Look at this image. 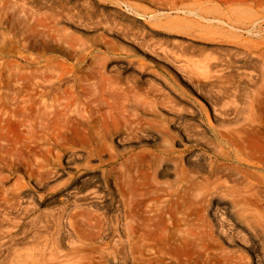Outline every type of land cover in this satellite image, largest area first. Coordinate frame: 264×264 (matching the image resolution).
<instances>
[{
    "label": "rangeland",
    "instance_id": "374dc122",
    "mask_svg": "<svg viewBox=\"0 0 264 264\" xmlns=\"http://www.w3.org/2000/svg\"><path fill=\"white\" fill-rule=\"evenodd\" d=\"M30 72L82 124L1 170L0 264H264V0H0V83Z\"/></svg>",
    "mask_w": 264,
    "mask_h": 264
},
{
    "label": "bare ground",
    "instance_id": "6f19581e",
    "mask_svg": "<svg viewBox=\"0 0 264 264\" xmlns=\"http://www.w3.org/2000/svg\"><path fill=\"white\" fill-rule=\"evenodd\" d=\"M63 77H64L63 73H61V74L60 73L59 74L54 73V75H52V76H49V75L44 74V73H41V74L33 73V72L19 73V74L9 75V78H11L14 81V84L10 85V84L0 83V90L3 88V89H7L8 91L13 89V91H14V97L13 98H10L8 96H7V98H5V97H3V95L0 96V100H1V104H0V182H2L4 180V178L2 177V174H1V172H2L1 170L6 168V167L12 166L13 163L15 162V160L24 159V152H32V153L44 152V153H48V154L50 153L51 154L54 151V149L56 148L59 140L71 139L76 132V127L78 125L82 124L81 119H74L73 118L74 114L72 113V111H73L72 107H73V102L75 99L73 98V95L71 94L72 92L70 93L66 90L63 92H60V88L56 87L57 85H63V84H61V83H63V80H64ZM84 103L85 102H83V104ZM81 104H82V102H81ZM83 104L81 105V107H83ZM92 104H94V103H92ZM85 111H86V109H85ZM79 112H80V110H79ZM77 114L78 113H76V115ZM103 119L106 123H109L110 120H112V122H114L115 124L120 123V119H105V117ZM110 125H111V123H110ZM116 127H118V126H116ZM235 132H233V133H235ZM233 133L221 135L222 142L226 143L229 146L230 145L231 146L236 145V140L234 138ZM13 134H14V137H12ZM1 144H2V146H1ZM171 150H173V149H171ZM222 153L224 154L225 151ZM222 156H224V155H222ZM215 160L220 161L221 156H216ZM224 160H229V159H224ZM216 161L211 162V165H210V171H212L213 175L217 174L219 172V170L222 168V166L221 167L220 166L215 167ZM161 162H163V161H161ZM215 176H217V175H215ZM174 189L171 188V191H173ZM175 190H177V189H175ZM248 190L249 189H246V191H248ZM252 193L255 194V192H252ZM249 194H251V193H249ZM252 196L253 195H251V197ZM193 203L194 202L192 201V204ZM249 203H248V205H249ZM253 204H255V202ZM244 205L246 207L247 204H244ZM192 208H194V207H191V209ZM185 210H186V208H184V210H182V211L176 210L173 214H174V216L179 215V216H182L184 218L190 212V210H189V212H187ZM255 210H256V208H255ZM187 217H188V215H187ZM183 222H185V221H183ZM149 224L151 225V222ZM149 224H148V226H149ZM152 227H153V225H152ZM206 227H207V225H206ZM149 228H150V226H149ZM150 230H151V228H150ZM140 231H141V229H140ZM179 232H180V230H179ZM140 233L144 234L143 232H140ZM153 233H154V229H153ZM149 235H150V233H149ZM180 235L182 236L181 233H180ZM180 235L178 233V236H180ZM187 235H189V234H187ZM140 237H142V236H140ZM161 238H163V237H161ZM156 240H157V238H156ZM160 240L165 241L164 239H160ZM190 241H191V238H190ZM214 241H216V240H214ZM156 243L157 242L154 243L155 245L152 244L151 242L148 245H146V243H144L142 249H145L147 247V248H150L151 250L159 251L161 254L168 255V251H165L163 249V246L160 245L159 240H158L159 244L157 243L158 245H156ZM176 243H178V242H176ZM195 243H197V242H195ZM138 244L140 245L139 242H138ZM193 245H195V244H193ZM140 247H142V244ZM140 247H138V248H140ZM165 247H167V246L165 245ZM200 248H202V247H200ZM167 249H168V247H167ZM193 251H194V249H193ZM222 252H224V251H222ZM143 253L144 252L139 253L141 259H142V257L145 256V255L141 256V254H143ZM184 253L186 254V251ZM215 253H216V251H215ZM154 255H156V254H154ZM154 255H153V257H157ZM150 256H151V254H150ZM160 257L161 256H158L159 260H161ZM144 258H143V260H144ZM146 258H148V260H150L149 257H146ZM189 258L190 257H188V259ZM227 259L229 260V258H226V261H227ZM154 260L157 261L156 258ZM180 260H179V262H181ZM230 263L233 264V262H230ZM151 264H153V262Z\"/></svg>",
    "mask_w": 264,
    "mask_h": 264
}]
</instances>
